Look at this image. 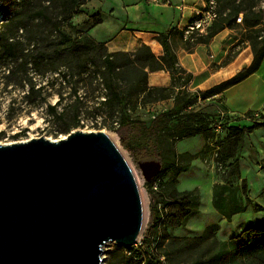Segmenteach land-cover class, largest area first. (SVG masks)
Wrapping results in <instances>:
<instances>
[{
	"label": "rangeland",
	"instance_id": "1",
	"mask_svg": "<svg viewBox=\"0 0 264 264\" xmlns=\"http://www.w3.org/2000/svg\"><path fill=\"white\" fill-rule=\"evenodd\" d=\"M88 2L94 8L100 5L96 9H100L106 17L105 23L94 31L98 39H111L124 26L129 31H164L168 26V14L155 9L152 5L159 3L160 0H145L140 4L139 12L130 15L129 18L128 13L123 12L121 8L123 0H88ZM237 2L239 0H236V5ZM222 5V2L220 4L210 2L208 11L200 14L209 24L208 26ZM246 5L244 3L242 8ZM3 7L0 0V33L4 32L8 18ZM110 8H114L113 16L108 17ZM226 12L228 10L224 14ZM207 13L212 16L210 21ZM251 13H259L264 17V0H255L252 11H247L248 15ZM135 16L139 19H134ZM86 18L88 19L86 23L89 25L90 16L81 15L72 19L75 24L73 27L65 26L62 31L70 38L75 37L78 34L76 26L78 28L85 26ZM98 18L99 15L92 18L93 22ZM242 19L243 13H240L231 29L222 30L226 32V36L221 42L222 47L218 51V56H222L225 50L231 55L244 49L251 53L248 39L250 35H255L258 40L264 41L262 29L264 20L257 30H250L243 25ZM191 25L188 23L175 32L178 42H182L183 30L185 37L200 34L197 29H189ZM33 31L39 30L33 29ZM17 35H21V31ZM136 38L137 41L144 40L152 44L151 37L147 35H139ZM21 41L24 42L22 37ZM11 67L12 63L9 61L0 62V145L25 142L41 136L57 141L68 135L64 132L67 127L69 133L103 132L122 153L137 178L144 208L142 239L140 237V242L129 248L109 244L104 255V264H143L141 262L146 257L143 242L152 238L155 229L159 231L163 241L155 249L154 257L147 259L150 261L149 264H238L231 251L229 252L230 247L227 244L245 227L258 226L264 222V127L243 139L236 149L234 159L222 162L220 154L224 152L227 129L230 126L241 128L251 127L255 123L264 125V121L260 120L264 115V106L260 110H254L264 98V61L257 77L243 81L227 93L226 99L232 109L236 110V115L230 116L226 113L224 100L220 97L210 101H197L191 107L193 111L209 115L212 121L211 129L204 135L182 139L175 144L176 151L185 155L179 165L189 164V170L177 176L167 175L161 182H156V189L148 183L159 169L158 162L138 160L125 149L121 139L124 132L117 125L118 117L120 112H126L131 118L148 123L154 117L167 112L172 106V100L144 106L127 103L120 109L109 111L99 105L103 100L104 90L100 78L93 73L91 67H88L82 75L73 77L72 82H76L74 84L77 88L76 95L71 94L69 87H60L61 79H59L55 82L57 90L55 93L48 95L42 92L41 95L33 96L35 97L33 100L26 98L28 87L25 83L17 81L15 84H5L4 77ZM29 76H33L32 80L36 82V88L40 84L44 85L47 78L52 80L57 77L54 74L45 78L33 74ZM50 107H54V110L52 111ZM235 159L238 162L239 178L231 174ZM169 189L190 192L199 197V213L182 226L170 227L169 207H166L167 216H165L162 205H157L160 191ZM246 197L258 204L262 210H253L247 203ZM209 227H214L213 231L207 232Z\"/></svg>",
	"mask_w": 264,
	"mask_h": 264
},
{
	"label": "trees",
	"instance_id": "2",
	"mask_svg": "<svg viewBox=\"0 0 264 264\" xmlns=\"http://www.w3.org/2000/svg\"><path fill=\"white\" fill-rule=\"evenodd\" d=\"M160 1L167 2V0ZM202 1L205 4L204 12L208 11L210 2L216 4L222 2L223 5L216 11L215 18L207 27L205 34L185 37L183 34L185 30L182 31V43L188 53L199 45H209L225 28L231 29L240 13H243L242 21L246 29L257 30L262 26L264 17L259 13L247 14V11H252L255 0H239L237 5L236 0ZM87 2L88 0H2L5 16L8 18L4 32L0 33V62L12 63V67L4 77L5 84H15L17 81L25 83L28 87L26 98L34 100L33 96L41 95L42 92L48 95L55 93L57 91L55 82L61 79L59 86L69 87L71 94L76 95L77 88L74 87L76 82H72L73 77L82 75L88 67H91L93 73L100 78L104 90L103 100L99 105L109 111L120 109L127 103L144 106L172 100V106L167 112L154 117L148 123L131 118L126 112H120L117 125L124 132L121 139L126 150L138 160L158 162L159 169L148 185L161 182L169 174L177 176L181 172H187L189 164L179 165L185 155L176 151L175 144L182 139L206 134L212 124L208 114L193 111L191 107L197 101L218 98L227 89L256 73L264 60V41L258 40L255 35H250L248 39L252 59L248 66L209 89L190 92L187 87L194 76L178 64L176 54L170 45L175 28L170 26L157 35L156 41L163 51L160 57H156L145 44L132 53L109 52L105 43L98 42L89 35V30L99 25L101 18L98 12L88 14L83 10ZM244 3L247 5L242 8ZM226 10L228 12L224 14ZM80 15L90 16V24L87 25L86 18L84 22L86 25L81 28L76 26L78 34L70 38L62 28L73 27L75 24L72 19ZM97 15L99 18L93 22L92 18ZM200 17V14H194L189 24L199 20ZM262 29L264 30V25ZM19 31L21 35H17ZM21 37L24 42L21 41ZM239 53L240 51L235 55L228 53L220 67L234 61ZM159 70L168 72L170 85L150 87L147 81L148 73ZM30 74L40 78L52 74L57 77L52 80L47 78L44 85L40 84L36 88V82L32 80L33 76H29ZM50 109L53 111L54 107ZM260 120L264 121V115ZM262 127H264L262 123L241 128L230 126L227 129L224 152L220 154V160L225 162L234 159L236 149L243 139ZM64 132L69 133L68 127ZM231 174L237 178L240 176L237 159L232 165ZM245 199L253 210H262L248 197ZM157 203L162 205L165 216H167L166 207H169L170 227L182 226L199 213V197L190 192L162 190L157 196ZM212 229L214 227H209L206 231H213ZM152 234L151 239L143 242L146 254L145 260L141 262L143 264H149L150 261L147 259L154 257L155 249L163 241L157 229ZM179 240L184 241V239ZM227 245L238 264H264V222L258 226L245 227ZM158 257L159 255L156 259Z\"/></svg>",
	"mask_w": 264,
	"mask_h": 264
},
{
	"label": "water",
	"instance_id": "3",
	"mask_svg": "<svg viewBox=\"0 0 264 264\" xmlns=\"http://www.w3.org/2000/svg\"><path fill=\"white\" fill-rule=\"evenodd\" d=\"M143 226L137 178L105 133L0 145V264H104Z\"/></svg>",
	"mask_w": 264,
	"mask_h": 264
},
{
	"label": "crops",
	"instance_id": "4",
	"mask_svg": "<svg viewBox=\"0 0 264 264\" xmlns=\"http://www.w3.org/2000/svg\"><path fill=\"white\" fill-rule=\"evenodd\" d=\"M144 1L145 0H123L121 8L123 12L128 13L127 17L129 18L130 15L133 16L139 12L140 4H142ZM152 5L155 7V9H158L162 12L165 11L168 14L169 21L167 22L168 26L166 27V29L171 26L172 28H175V32L185 27L194 14L199 15L203 13V10L205 8V4L202 0H167L166 3H162L160 1L159 3ZM98 6L100 7V5ZM99 7L96 6V8ZM96 8H94V6H91L90 2H88L83 7V10L88 14H92L95 13L94 11H97L101 18V23L91 28L89 30V35L96 41L105 43L109 52L132 53L135 52L142 44H145L150 47L152 53L156 57L162 56V47L156 41V37L159 33L163 31H129L124 26L120 28L116 35L111 39H98L97 35H94V31L98 28V26L103 25L105 23L106 17L101 13L100 9ZM113 10L114 8H110L108 10V17L113 16ZM134 19L139 18L138 16H135ZM139 35H147L151 37L152 44H149L144 40L137 41L136 36ZM225 36L226 32L222 31L213 38L209 45H199L195 47L191 53H188L185 50L184 45L181 41L178 42V38L175 33L171 37L170 45L172 50L176 54L178 64L184 70L193 74L194 76L193 80L187 87L190 92H194L196 90L204 91L206 89H209L210 87L230 78L241 68L250 64L252 55L250 52H248L247 49H244V51L240 52L239 55L234 59V61L224 67H220V62L225 58L227 54V50H225L222 56H218V51L220 50V47H222L221 42L225 38ZM212 65H214V67H212ZM261 66L256 73L252 74L244 81L257 77ZM147 81L150 87H167L170 85L169 74L168 72H165L163 70L148 73ZM235 86L227 89L222 93L221 96H219L220 98H223L226 113H228L230 116L236 115L237 112L235 109H232L226 97L227 93H229L231 89H233ZM216 98L217 97L211 98L208 101L214 100ZM257 105L258 106L254 109L255 111L262 109L264 106V98ZM254 110L249 111L252 112Z\"/></svg>",
	"mask_w": 264,
	"mask_h": 264
},
{
	"label": "built area",
	"instance_id": "5",
	"mask_svg": "<svg viewBox=\"0 0 264 264\" xmlns=\"http://www.w3.org/2000/svg\"><path fill=\"white\" fill-rule=\"evenodd\" d=\"M207 14H208V20L210 21V19L212 18V16L209 13H207ZM208 25L209 24L204 19H202V17H200L199 20H197L194 23H192V25L189 27V29H191V30L197 29V31L200 34H205ZM152 185H153L152 188L156 189V183H153ZM141 239H142V237H141Z\"/></svg>",
	"mask_w": 264,
	"mask_h": 264
}]
</instances>
